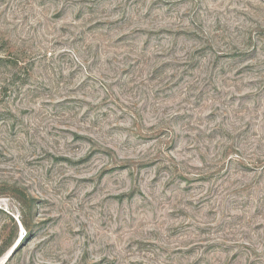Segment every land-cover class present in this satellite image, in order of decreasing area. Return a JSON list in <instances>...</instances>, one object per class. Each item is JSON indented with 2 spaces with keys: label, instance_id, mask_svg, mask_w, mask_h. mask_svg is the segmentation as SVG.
Returning <instances> with one entry per match:
<instances>
[{
  "label": "rangeland",
  "instance_id": "374dc122",
  "mask_svg": "<svg viewBox=\"0 0 264 264\" xmlns=\"http://www.w3.org/2000/svg\"><path fill=\"white\" fill-rule=\"evenodd\" d=\"M5 256L264 264V0H0Z\"/></svg>",
  "mask_w": 264,
  "mask_h": 264
},
{
  "label": "bare ground",
  "instance_id": "6f19581e",
  "mask_svg": "<svg viewBox=\"0 0 264 264\" xmlns=\"http://www.w3.org/2000/svg\"><path fill=\"white\" fill-rule=\"evenodd\" d=\"M7 256L3 257L1 260H0V264H4V261L6 259Z\"/></svg>",
  "mask_w": 264,
  "mask_h": 264
},
{
  "label": "trees",
  "instance_id": "16d2710c",
  "mask_svg": "<svg viewBox=\"0 0 264 264\" xmlns=\"http://www.w3.org/2000/svg\"><path fill=\"white\" fill-rule=\"evenodd\" d=\"M24 225L27 226L25 222H24Z\"/></svg>",
  "mask_w": 264,
  "mask_h": 264
}]
</instances>
